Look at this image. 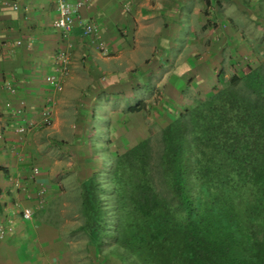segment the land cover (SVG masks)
<instances>
[{
    "label": "trees",
    "instance_id": "16d2710c",
    "mask_svg": "<svg viewBox=\"0 0 264 264\" xmlns=\"http://www.w3.org/2000/svg\"><path fill=\"white\" fill-rule=\"evenodd\" d=\"M90 105L84 130L95 127ZM109 148H92L101 157L79 191L80 230L97 264H264L263 67L157 135Z\"/></svg>",
    "mask_w": 264,
    "mask_h": 264
},
{
    "label": "crops",
    "instance_id": "0c3cea01",
    "mask_svg": "<svg viewBox=\"0 0 264 264\" xmlns=\"http://www.w3.org/2000/svg\"><path fill=\"white\" fill-rule=\"evenodd\" d=\"M70 1L78 6L83 21L95 23L100 42L111 53L129 44L123 34L131 33L135 23L128 12L133 11L138 21L152 8V0ZM57 15L56 0H0V264H97L88 250V238L86 248H81L78 235L83 220L70 218L65 194H79L80 184L100 157L85 146L82 132L76 133L85 121L71 119L63 98L73 83L82 77L94 80L103 62L109 66L119 57H103L107 55L84 36L82 22L65 38L54 29ZM62 51L72 53L74 62L70 74L62 76L60 87L54 89L47 77L57 74L55 57ZM112 74L117 81L125 75L119 69ZM48 102L53 109L51 127L42 124ZM19 109L32 123L24 136L14 131L18 124L14 111ZM33 167L40 173L31 180ZM39 189H44L42 207ZM24 207L35 209L32 220L22 218Z\"/></svg>",
    "mask_w": 264,
    "mask_h": 264
},
{
    "label": "rangeland",
    "instance_id": "374dc122",
    "mask_svg": "<svg viewBox=\"0 0 264 264\" xmlns=\"http://www.w3.org/2000/svg\"><path fill=\"white\" fill-rule=\"evenodd\" d=\"M150 5L138 21L128 12L135 23L123 34L129 44L103 56L119 60L109 66L101 60L100 75L92 81L82 77L63 98L76 122L85 121L91 100L95 127L84 130V123L76 133L91 137L98 152L107 142L122 151L157 135L166 121L230 85L234 76L242 79L251 68H264V0H152ZM116 69L126 76L115 80ZM139 105L145 106L142 113L130 111ZM65 199L70 218L83 220L78 192ZM78 239L85 249L86 235L81 232Z\"/></svg>",
    "mask_w": 264,
    "mask_h": 264
},
{
    "label": "built area",
    "instance_id": "2783aa9c",
    "mask_svg": "<svg viewBox=\"0 0 264 264\" xmlns=\"http://www.w3.org/2000/svg\"><path fill=\"white\" fill-rule=\"evenodd\" d=\"M58 15L54 20V29L61 32L65 38H70L75 31V26L77 22H82L84 26V36L88 37L94 45L99 49V51L105 55L109 54L108 49L99 40L98 29L92 21H83L80 16L78 6L72 3L70 0H56ZM16 10L19 9L18 5H14ZM73 64L72 55L67 51L59 52L55 57V66L57 69V74H51L47 77V82L50 87L58 89L60 87V79L62 76H67L70 74ZM11 89V87H9ZM10 106V104H8ZM14 115L18 119V124L14 131L20 136L27 135L31 128L32 123H30L28 115L24 109H19L14 111ZM42 124L45 127H51L53 125V109L48 102L42 111ZM40 173L38 167H33L30 179L34 180L36 175ZM15 186L20 188L19 181H15ZM44 189L38 190V196L40 197L39 204L41 207L44 203L43 199ZM22 218L24 220H32L35 215V209L32 207H24L21 211ZM7 230L2 229V234H5Z\"/></svg>",
    "mask_w": 264,
    "mask_h": 264
},
{
    "label": "clouds",
    "instance_id": "9594fccd",
    "mask_svg": "<svg viewBox=\"0 0 264 264\" xmlns=\"http://www.w3.org/2000/svg\"><path fill=\"white\" fill-rule=\"evenodd\" d=\"M15 18V17H14Z\"/></svg>",
    "mask_w": 264,
    "mask_h": 264
}]
</instances>
